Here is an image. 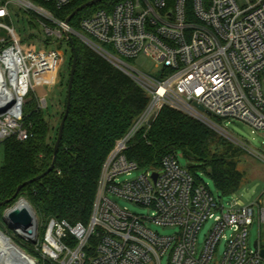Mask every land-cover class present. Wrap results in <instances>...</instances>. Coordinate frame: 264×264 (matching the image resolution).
<instances>
[{
    "label": "built area",
    "instance_id": "built-area-1",
    "mask_svg": "<svg viewBox=\"0 0 264 264\" xmlns=\"http://www.w3.org/2000/svg\"><path fill=\"white\" fill-rule=\"evenodd\" d=\"M73 1L0 0V30L6 34L0 37V144L10 137H32L22 125V107L30 92H50L58 83L60 49L70 52L67 35L130 77L148 102L107 154L88 222L50 219L41 237L34 225L31 236L21 237L33 250L34 257L26 255L29 262L264 264V241L252 246L248 241L255 222L264 226V194L253 203L235 201L225 208L176 154L148 168L126 156L132 139L163 108L227 139L210 117L264 130V0H121L82 17L74 28L58 15ZM13 22L34 32V45L46 47L23 44ZM139 56L151 58L158 73L152 76L125 62ZM36 101L39 110H47L45 94ZM140 169L135 177L119 179ZM117 200L147 214L129 212ZM209 220L212 227L198 249V233ZM153 226L175 227V232L163 236Z\"/></svg>",
    "mask_w": 264,
    "mask_h": 264
},
{
    "label": "trees",
    "instance_id": "trees-1",
    "mask_svg": "<svg viewBox=\"0 0 264 264\" xmlns=\"http://www.w3.org/2000/svg\"><path fill=\"white\" fill-rule=\"evenodd\" d=\"M90 0H75L58 14L65 20L73 10ZM121 0H103L84 8L69 22L75 23L98 9H109ZM30 27H34L29 23ZM77 65L71 88L68 115L61 141L53 156L56 129L49 124L50 116L37 108L36 98L28 94L22 107V125L32 137L20 141L16 137L4 140V163L0 167V202L8 200L18 185L31 180L53 164L50 173L23 187L16 199L0 207V230L3 214L18 199L27 202L38 221L64 220L70 224L87 223L91 214L96 185L102 164L117 139L122 137L145 108L148 97L134 81L101 56L73 39ZM72 55L67 62L66 87ZM59 125V124H58ZM51 134H53L51 136ZM217 134L180 112L163 108L148 129L137 133L129 144L126 156L140 167H156L167 154H180L188 170L200 182L196 173L208 176L217 195L228 197L241 185L243 174L237 170L228 150L218 154L211 150ZM199 167L200 171L193 170ZM18 246L33 252L31 246L15 238Z\"/></svg>",
    "mask_w": 264,
    "mask_h": 264
},
{
    "label": "rangeland",
    "instance_id": "rangeland-1",
    "mask_svg": "<svg viewBox=\"0 0 264 264\" xmlns=\"http://www.w3.org/2000/svg\"><path fill=\"white\" fill-rule=\"evenodd\" d=\"M23 14H17L18 17ZM71 27H75V23L70 24ZM14 29V33L19 37L21 42L25 45L32 46L34 49L44 48L46 46H36L34 45L35 39L31 29L27 28L25 25L13 22L11 25ZM38 33V30H36ZM5 31L0 30V37H5ZM54 48V47H53ZM60 60L59 66L57 70V80L58 83L53 87L52 91H45L42 88L35 89V92H30L31 96L36 98V96L41 97L44 94L47 99V110L45 113L50 116L49 124L52 128L56 129L59 122V116L63 110L64 106V85L67 77V62L70 57L69 51H64V49H60ZM125 62L131 67L138 69L149 75H156L158 73V69H155V62L149 58L144 56H139L131 61ZM210 120L216 124L220 129H222L230 139L223 137L221 134H217V138L213 141L211 145V150L218 154H222L228 150V154L231 155V160L236 164L237 170L243 174V179L238 190L228 197H221L222 203L225 205V208L229 206L232 202H237L240 205H247L253 203L257 199H259L264 194V130H254L248 124L243 121L237 119H217L214 117H210ZM209 128V127H208ZM53 134H51L52 136ZM180 165L183 168H187L188 164L184 158L181 157L180 154L177 155ZM4 163V152L3 145L0 144V167ZM193 170L200 171L199 167L193 168ZM143 170L133 171L130 175H122L119 179L125 180L132 177L137 176ZM200 182H202L209 191L217 196V192L215 190L214 184L212 180L201 172L196 173ZM118 204L127 209L129 212L136 214L146 215V209L140 208L135 204H132L127 201L117 200ZM30 208V207H29ZM31 209V208H30ZM32 211V210H31ZM32 215L35 221L36 233L39 237L42 236L45 226L47 224L46 221H38L35 217L33 211ZM5 225V224H4ZM212 227V221H207L201 228L200 232L197 236V247L201 248L203 245V241L205 236L207 235L208 230ZM155 230L158 231L160 235L167 236L171 235L175 232V227H155ZM4 236H7L11 243L14 246H17L25 255L32 256L33 252L27 253L26 250H23L18 243L15 242V238L19 239L20 242L29 244L24 241L14 230L7 228L5 225L4 228L0 230ZM230 232L226 233V236H229ZM257 239H260L261 242L264 241V226H258L257 222H255L249 228V244L252 246L253 242ZM224 242H222L220 246V252L223 251ZM37 257L38 254H34ZM40 258H38L39 260ZM162 264H165L164 261Z\"/></svg>",
    "mask_w": 264,
    "mask_h": 264
},
{
    "label": "water",
    "instance_id": "water-1",
    "mask_svg": "<svg viewBox=\"0 0 264 264\" xmlns=\"http://www.w3.org/2000/svg\"><path fill=\"white\" fill-rule=\"evenodd\" d=\"M101 1H103V0H90V1L80 5L75 10L72 11V13L66 18L65 22L68 23L77 13H79L84 8L91 7V6L97 4ZM66 40H67L69 47H70V52L72 55V62H71L70 70H69L68 82H67V87H66L65 108H64L63 116H62L60 123L58 125L57 137H56V140H55L54 146H53V156L56 154V152L58 150V147H59V144L61 141V137H62L63 127H64V124H65V121H66V118L68 115L69 106H70V99H71V88H72L74 75H75V71H76V65H77V56H76V52H75V48H74L73 39L71 36L67 35ZM197 109L201 112H204L208 117H210V113L205 112L201 106H197ZM52 169H53V164H51L47 168V170L45 172H43L42 174H40L39 176H37L31 180L25 181L22 184L18 185L15 193L12 195V197L10 199L5 200L3 202H0V207L7 205L10 202L14 201L16 199L19 191L23 187L30 185L36 181H39L42 177H44L45 175L50 173ZM21 200H23V199H18L16 204L12 208L6 210L3 214L2 219H3L4 224L7 226V228L16 231V233L18 235H20L18 233V231H21L23 234H26L29 237L33 234V228L35 225V221H34V217L32 215V211L27 210L26 208H21V207L18 208L16 206L17 203ZM23 201L27 204V202L25 200H23ZM5 237H6L5 239H9L7 236H5ZM20 237H22V235H20ZM16 248H17V250H19L22 253V255L24 257H26V255L21 251V249H19L17 246H16Z\"/></svg>",
    "mask_w": 264,
    "mask_h": 264
},
{
    "label": "bare ground",
    "instance_id": "bare-ground-1",
    "mask_svg": "<svg viewBox=\"0 0 264 264\" xmlns=\"http://www.w3.org/2000/svg\"><path fill=\"white\" fill-rule=\"evenodd\" d=\"M18 208H26L27 210L31 209L23 201H19L16 205ZM20 235H23L21 231H18ZM0 232V264H31L29 260L22 255V253L17 250L9 239Z\"/></svg>",
    "mask_w": 264,
    "mask_h": 264
}]
</instances>
